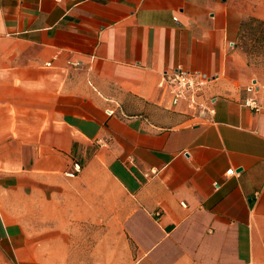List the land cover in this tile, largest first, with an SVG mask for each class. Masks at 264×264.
Listing matches in <instances>:
<instances>
[{
    "label": "crops",
    "instance_id": "0c3cea01",
    "mask_svg": "<svg viewBox=\"0 0 264 264\" xmlns=\"http://www.w3.org/2000/svg\"><path fill=\"white\" fill-rule=\"evenodd\" d=\"M250 16L264 0H0V264H264ZM177 66L212 78L209 119L164 97Z\"/></svg>",
    "mask_w": 264,
    "mask_h": 264
},
{
    "label": "built area",
    "instance_id": "2783aa9c",
    "mask_svg": "<svg viewBox=\"0 0 264 264\" xmlns=\"http://www.w3.org/2000/svg\"><path fill=\"white\" fill-rule=\"evenodd\" d=\"M211 79L206 73L177 66L172 70H164L161 73L158 86L164 97L169 99L172 107L182 104L183 112L187 113L191 119L206 120L216 112V98L206 94V86ZM258 90L259 86L256 81L246 87L249 95L245 98L244 103L255 111L263 107L257 98ZM114 113V109H108L109 115ZM81 170L82 165L75 162L73 167L66 172V175L75 177ZM234 173L233 168L227 170V174ZM183 205L185 204L183 203Z\"/></svg>",
    "mask_w": 264,
    "mask_h": 264
},
{
    "label": "trees",
    "instance_id": "16d2710c",
    "mask_svg": "<svg viewBox=\"0 0 264 264\" xmlns=\"http://www.w3.org/2000/svg\"><path fill=\"white\" fill-rule=\"evenodd\" d=\"M238 45L245 50L251 64L264 66V18L250 16L241 22Z\"/></svg>",
    "mask_w": 264,
    "mask_h": 264
},
{
    "label": "rangeland",
    "instance_id": "374dc122",
    "mask_svg": "<svg viewBox=\"0 0 264 264\" xmlns=\"http://www.w3.org/2000/svg\"><path fill=\"white\" fill-rule=\"evenodd\" d=\"M241 47V46H240ZM242 48V47H241ZM254 65H257V66H263V65H261V64H254ZM264 67V66H263Z\"/></svg>",
    "mask_w": 264,
    "mask_h": 264
}]
</instances>
